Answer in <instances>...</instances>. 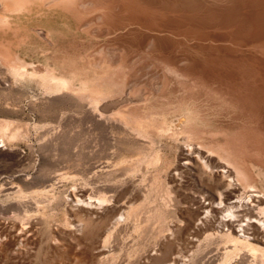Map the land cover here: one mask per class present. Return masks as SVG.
Returning <instances> with one entry per match:
<instances>
[{
    "label": "rangeland",
    "instance_id": "rangeland-1",
    "mask_svg": "<svg viewBox=\"0 0 264 264\" xmlns=\"http://www.w3.org/2000/svg\"><path fill=\"white\" fill-rule=\"evenodd\" d=\"M102 1L83 3L100 7ZM256 3L264 0H114L96 22L83 27L96 25L94 34L105 39L107 56L122 52L129 86L141 100L166 94L172 82L168 69L177 65L181 77L190 76L201 86L193 95L204 110L264 134V63L248 49L260 42L255 31L263 27ZM118 62L112 59L114 65ZM190 81H184L186 89ZM40 86L25 79L10 93L0 90V121L27 126L15 141L0 143V264H167L172 253L183 255L184 264H242L249 259L229 242L200 236L189 243L183 231L189 214L182 201L196 188L205 190L202 184L188 182L180 203L164 208L160 201L168 196V179L163 165L131 168L152 154L147 144H131L117 128L105 137L100 130L84 128L69 119L85 112L81 103L46 101ZM60 116L67 121L61 123ZM128 175L136 184L124 191ZM101 190L111 202L119 196L125 207L108 208L119 218L117 226L107 231L103 222L92 221L87 234L75 226L76 211L88 208V197ZM138 190L141 199L134 198ZM72 191L84 202L80 208ZM3 225L30 228L36 236L26 234L11 246L14 252H2L11 241ZM54 232L61 239L58 248L46 242ZM98 248L105 258L95 256Z\"/></svg>",
    "mask_w": 264,
    "mask_h": 264
},
{
    "label": "bare ground",
    "instance_id": "bare-ground-1",
    "mask_svg": "<svg viewBox=\"0 0 264 264\" xmlns=\"http://www.w3.org/2000/svg\"><path fill=\"white\" fill-rule=\"evenodd\" d=\"M84 1L0 0V90L10 93L21 81L32 79L41 85L46 101L81 103L85 112L72 113L69 119H76L84 128L102 131L101 137L117 128L131 144H147L152 154L138 158L131 168L163 165L168 179V196L160 201L164 208L180 203L188 182L196 181L205 188L188 192L182 201L189 214L183 229L189 243L200 236L206 241L229 242L234 251L241 250L249 258L242 264H264L263 132L204 110L193 95L201 86L194 78L190 81V76L181 77L177 65L168 69L172 82L166 94L147 95L141 100L139 92L129 86L122 52L117 49L107 56V47L102 44L105 39L94 34L96 25L83 27L87 21L96 22L114 0H103L100 7ZM255 5L264 16V4ZM262 23L263 27L255 31L260 42L248 49L264 63V18ZM111 58L119 62L114 65ZM184 81H190L191 88L186 89ZM9 105L12 103L6 102ZM59 119L61 123L67 121L65 116ZM26 129V125L16 127L10 120L0 121L1 146L15 141ZM134 184L130 177L122 190L129 191ZM71 194L74 205L80 208L83 200L76 192ZM106 194L101 190L97 196H89V207L82 208L81 213L76 211L78 230L87 233L92 221L103 222L107 231L118 225L119 218L110 215L108 208L113 212L125 205L119 196L111 202ZM134 196L141 199L143 194L138 190ZM3 226L11 241L2 252L7 253L8 248L14 252L11 246L25 240L21 237L26 234L36 236L30 228ZM56 235L52 233L46 242L58 248L61 239ZM169 248L162 247L164 252ZM95 253L100 259L106 257L99 248ZM171 256L167 264L186 261L178 253Z\"/></svg>",
    "mask_w": 264,
    "mask_h": 264
}]
</instances>
